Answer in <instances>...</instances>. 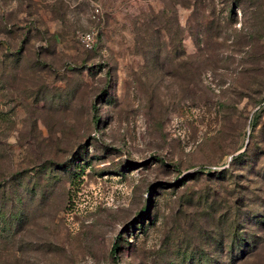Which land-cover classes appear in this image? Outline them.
Segmentation results:
<instances>
[{"label": "rangeland", "instance_id": "374dc122", "mask_svg": "<svg viewBox=\"0 0 264 264\" xmlns=\"http://www.w3.org/2000/svg\"><path fill=\"white\" fill-rule=\"evenodd\" d=\"M4 179L0 264H264V0H0Z\"/></svg>", "mask_w": 264, "mask_h": 264}, {"label": "trees", "instance_id": "16d2710c", "mask_svg": "<svg viewBox=\"0 0 264 264\" xmlns=\"http://www.w3.org/2000/svg\"><path fill=\"white\" fill-rule=\"evenodd\" d=\"M8 59L12 58L7 57ZM13 61V60H12ZM19 62L16 61L14 63H11L12 65L18 64ZM10 65L4 66L3 70L7 72L14 71L15 68L12 67V70H9ZM243 158V157H242ZM241 157L236 158L235 161H239ZM245 165V164H242ZM241 165V166H242ZM20 177V176H18ZM18 181V180H16ZM19 185H21L19 183ZM7 187L5 186V179L0 182V237H3L5 235V229H7L8 233L13 232L15 233V230H17V227L22 221L23 213L20 210V204L22 203L21 201V196L20 194H16L15 196H12L9 198L10 203H11V210L9 213H5V194L7 192ZM117 248V247H116ZM238 257L241 255H237Z\"/></svg>", "mask_w": 264, "mask_h": 264}, {"label": "built area", "instance_id": "2783aa9c", "mask_svg": "<svg viewBox=\"0 0 264 264\" xmlns=\"http://www.w3.org/2000/svg\"><path fill=\"white\" fill-rule=\"evenodd\" d=\"M91 40V37L88 35L87 38L85 39L86 44H89V41Z\"/></svg>", "mask_w": 264, "mask_h": 264}]
</instances>
